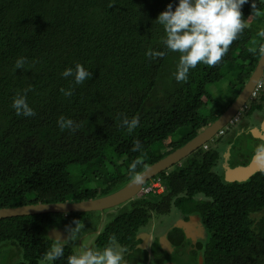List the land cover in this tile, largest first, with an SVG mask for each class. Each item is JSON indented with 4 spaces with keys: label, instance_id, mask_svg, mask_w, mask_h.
Returning a JSON list of instances; mask_svg holds the SVG:
<instances>
[{
    "label": "trees",
    "instance_id": "obj_1",
    "mask_svg": "<svg viewBox=\"0 0 264 264\" xmlns=\"http://www.w3.org/2000/svg\"><path fill=\"white\" fill-rule=\"evenodd\" d=\"M169 3L175 7L177 0H0V208L110 194L133 179L131 163L139 174L225 111L211 86L228 82L227 106L237 98L261 56L264 38L250 20L264 23V0H256L259 14L251 15L252 0L243 6L246 27L228 52L215 66L198 63L186 82L175 80L180 54L165 49L163 26L155 21ZM149 49L165 55L150 59ZM19 57L26 58L25 68L14 70ZM77 63L92 73L80 85L61 76ZM28 88L35 115L18 116L12 99ZM61 88L73 94L65 96ZM259 112L264 89L244 116ZM137 115L139 126L129 134L120 121ZM61 116L74 122V131L59 128ZM216 138L214 145L206 143L208 149L201 147L148 180L145 186L160 179L165 191L140 193L124 203L131 209L105 224L97 248L114 236L128 264H145L151 254L163 263L170 255L159 244L161 236L171 247L184 244L183 228L172 225L171 214L166 217L175 210L184 218L200 216L207 235L199 245L203 264H264V170L225 181V137ZM135 140L142 148L134 152ZM260 144L263 140L231 167H247ZM92 182L97 186L91 188ZM87 213L2 218L0 253H7V264H40L57 241L49 232H71L69 216ZM143 233L149 236L145 244ZM74 253L64 243V255L51 264H68Z\"/></svg>",
    "mask_w": 264,
    "mask_h": 264
},
{
    "label": "clouds",
    "instance_id": "obj_2",
    "mask_svg": "<svg viewBox=\"0 0 264 264\" xmlns=\"http://www.w3.org/2000/svg\"><path fill=\"white\" fill-rule=\"evenodd\" d=\"M248 3L249 0H177L175 7L173 3H169L166 9L157 16L155 21L163 26L165 32V37L162 40L165 49L180 54L176 71L173 74L177 82H186L190 69H194L198 63L212 67L221 61L228 52L229 46L246 27L242 8ZM251 8V15L260 13L256 0H252ZM257 35L264 38V29L260 30ZM258 50L261 55H264V44H261ZM145 55L150 59H156L162 58L165 53L149 49ZM26 62L25 57L17 58L14 70L24 69ZM91 75V71L79 63L74 68L66 67L61 72L63 78L71 77L76 85L83 84L91 78ZM28 91H31V88L25 89L22 93L18 92L12 99L11 107L18 116L31 117L35 115L34 109L27 102ZM60 92L65 96L73 94L71 88L67 90L61 88ZM57 124L62 131L65 128L74 131L77 127L71 119L63 116L58 118ZM120 126L126 128L127 132L131 134L139 126V116H133L131 119L123 117ZM222 135L217 134L214 138ZM141 148V142L135 140L132 151H139ZM253 159L264 161V144L256 147ZM136 167V162L131 163L129 172L134 174L133 179L139 183L143 177L135 174ZM145 184L140 193H145ZM164 188L166 189V187ZM72 231L73 235L78 233L76 227ZM124 251L113 236L102 249L90 246L70 255L68 264H126ZM63 255L64 243L58 239L50 250L43 254L40 264H51Z\"/></svg>",
    "mask_w": 264,
    "mask_h": 264
},
{
    "label": "water",
    "instance_id": "obj_3",
    "mask_svg": "<svg viewBox=\"0 0 264 264\" xmlns=\"http://www.w3.org/2000/svg\"><path fill=\"white\" fill-rule=\"evenodd\" d=\"M263 75L264 55H261L242 91L239 93L237 98L227 107V109L196 137L140 172L138 175L142 176L143 179L139 183L135 182V180L132 179L120 189L110 194L90 200L37 204L29 203L21 206L0 208V219L33 214H69L104 211L122 205L134 199L141 192L143 185L149 179L153 178L159 173H162L163 171L169 170L174 165L180 163L192 152L202 147L203 144L212 140L221 129L228 125L230 121L245 106H247L249 101L252 99L253 92ZM262 164H264V161L253 159L247 168H240L238 169V172L242 174V176L248 178L251 175L255 174L257 171L264 170V167H261ZM49 235L51 238L55 240L59 239L61 242L66 241L71 236L70 233L62 229H52L49 232ZM167 245L169 246L168 242Z\"/></svg>",
    "mask_w": 264,
    "mask_h": 264
},
{
    "label": "rangeland",
    "instance_id": "obj_4",
    "mask_svg": "<svg viewBox=\"0 0 264 264\" xmlns=\"http://www.w3.org/2000/svg\"><path fill=\"white\" fill-rule=\"evenodd\" d=\"M252 23H254V29L253 30H256L257 32L264 29V23L263 22L260 23L256 18L250 20L251 25H252ZM256 38H257V36H256ZM255 41H257V40H255ZM228 88H229L228 82H225V83L222 82L218 86H211L209 88L210 91L215 95V97L217 96V97H219L218 98L219 100H222L221 101L222 104L225 103V105L223 104V106H222L223 109H224V107H226L225 110L228 107L227 102L230 99V97L227 96L228 95ZM250 102H251V100L249 101V103ZM242 118H244V114L241 117V119ZM241 122H243L242 123L243 125L234 131L232 138H231V142L226 147H224V151L226 153L229 152L232 154V157L229 160L230 162H238L239 159H243V155L245 154V152L248 149H251L252 147H254V144H255L254 141H257V140H254L253 138L248 137L246 132L253 133L254 136L255 135L259 136V137H260V135L264 136V132L262 133V130L264 131V112L253 114L252 116H250V118H247L245 120H243V119L240 120L239 123H241ZM239 125L240 124H238L237 126H239ZM235 126H236V124L231 125L229 130L235 129ZM229 130L227 131V134L230 133ZM237 138H238V140H237ZM217 141H218V139L215 137L209 143L214 145ZM234 143H235V145L233 147H231ZM229 147H231V148H229ZM198 149H201V147ZM260 169H261V167H260ZM221 174L224 177L225 181H231L232 179H234V177H236V176H234L235 173L232 175H228L227 169L224 168L223 166H221ZM239 178L247 179V177L242 176V174L238 173L236 179H239ZM89 186L91 188H94L97 185L95 182H92V183H90ZM154 194H156V193H154ZM130 204L131 203L122 204V205H119L115 208H112L109 210H104V211L89 212L87 214L80 215V217H79V215H72L71 217L69 216V219H73L72 222L69 223V224H71V232H69V233H71L72 235L63 243L70 245L76 252L80 251L86 247H90V246H94L97 248V246L95 244V239H96L98 233H100L104 229L105 224H107L108 222H110L112 220L113 216L118 215L121 212L122 213L128 212V210L131 209L130 208L131 206H129ZM170 214H171V220L174 222L176 219L179 218V212L178 211L175 212V210H173V211L171 210V212L169 214H167L166 217L170 216ZM195 218L197 219V223H198L199 222V215L196 214ZM75 227L78 229V233L73 235L72 230L75 229ZM140 238H144V240H146L148 238V236L146 234H143L140 236ZM160 241H161V243H160ZM160 241H159L160 245L165 246V247L168 246L167 240H165L164 237H161ZM188 248L189 247H186V248L179 250L180 252H178L174 258L177 260L184 253L191 254L192 253V252H190L191 249L190 248L188 249ZM170 253L175 254V252H171V251H170ZM201 254H202V250L200 251V255ZM200 255L198 256L199 259H196V258L190 256V258L192 259L190 262L192 263V261L194 260V261H196V262H194V264H203L202 257H200ZM6 256H7V253L5 251H3V249H2L1 253H0V264H7ZM125 262H126V260H125ZM126 264H128V263L126 262Z\"/></svg>",
    "mask_w": 264,
    "mask_h": 264
},
{
    "label": "flooded vegetation",
    "instance_id": "obj_5",
    "mask_svg": "<svg viewBox=\"0 0 264 264\" xmlns=\"http://www.w3.org/2000/svg\"><path fill=\"white\" fill-rule=\"evenodd\" d=\"M242 119L245 120V119H247V117L244 116V118H242ZM239 122L236 123L235 129L229 130V132H230L229 134H227L228 130L226 132H224L223 135L225 136L226 139L230 138L233 135L234 131L243 125L242 124L243 122H241V123H239ZM238 124H240V125L237 126ZM263 132L264 131L262 130V133ZM246 134L248 137H251L254 140H257V141L263 140V142H264V136H262V135H260V137H257L256 135L254 136L253 133L246 132ZM257 141H254V143L257 144ZM224 157L226 159V153H225ZM224 162H225V160H224ZM261 167H264V164H262ZM236 178H237V176L234 177V179H236ZM195 215L196 214H190L188 216V218H184L179 214V218L176 219L175 222L171 220V223L173 226H179V227L183 228V232L185 234L184 240H183L184 244L182 246L180 245V247H176V248L171 247L170 245L167 247L163 246L166 249V251H168L167 254L170 255V257H168L167 260L163 261V263H159V262L157 263L151 254L150 258L148 257V260L146 261L145 264H194V262H196V261L193 260L191 263L190 261L192 259L190 258V256H192L196 259H199L198 256L200 255V251H201V249L199 248V245H200V243H204L207 239L206 231H205V228L201 222V218L199 216V222L197 223V219L195 218ZM143 234H141V235H143ZM145 234L147 235L148 233H145ZM161 237H164V236H161ZM186 247H189L191 249L190 252H192V253L191 254L184 253L183 255H181L179 257V259L176 260L174 258L175 255H177V253L180 252L179 250L186 248ZM170 251L175 252V254H171ZM193 252H196L197 254H194ZM200 257H202V255H200Z\"/></svg>",
    "mask_w": 264,
    "mask_h": 264
},
{
    "label": "built area",
    "instance_id": "obj_6",
    "mask_svg": "<svg viewBox=\"0 0 264 264\" xmlns=\"http://www.w3.org/2000/svg\"><path fill=\"white\" fill-rule=\"evenodd\" d=\"M264 89V75L262 76V78L260 79V81L258 82L254 92H253V95H252V99L258 95V93ZM248 106V105H247ZM247 106H245L231 121L228 125H226L223 129H221L218 133V135H222L225 130L229 129V127L237 122L240 121L243 113L246 111L247 109ZM203 148L204 149H208V145L207 144H204L203 145ZM164 187L161 183V180L158 179L157 181H151L149 185H147L145 188H144V192L145 193H150V192H153V193H161L162 191H164Z\"/></svg>",
    "mask_w": 264,
    "mask_h": 264
},
{
    "label": "crops",
    "instance_id": "obj_7",
    "mask_svg": "<svg viewBox=\"0 0 264 264\" xmlns=\"http://www.w3.org/2000/svg\"><path fill=\"white\" fill-rule=\"evenodd\" d=\"M257 137H259V136H257ZM231 138H232V136L230 137V138H228V139H226V138H224L223 140V142H222V144H223V146L224 147H226L230 142H231ZM237 140H238V138H237ZM236 143V142H235ZM235 143L231 146V147H233L234 145H235ZM231 147H229V148H231ZM226 153V152H225ZM225 153H224V155H225ZM228 154V155H227ZM232 157V154L231 153H226V159H225V162L223 163V167L224 168H226L227 169V174L228 175H232V174H234V175H237L239 172H238V170H236V169H240V168H247V167H245V166H240L239 168H237V167H235V168H233V167H231V162L229 161L230 160V158ZM223 170V169H222ZM240 174V173H239ZM148 239H149V236H148V238L146 239V240H144V238H143V243L145 244L147 241H148Z\"/></svg>",
    "mask_w": 264,
    "mask_h": 264
}]
</instances>
